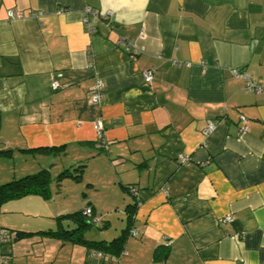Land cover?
<instances>
[{"label": "crops", "instance_id": "1", "mask_svg": "<svg viewBox=\"0 0 264 264\" xmlns=\"http://www.w3.org/2000/svg\"><path fill=\"white\" fill-rule=\"evenodd\" d=\"M87 8L101 15L92 35ZM232 70L263 91L246 92ZM0 150H12L0 184L73 173L56 184L60 205L29 195L0 208L11 232L0 264H113L38 234L72 230L62 218L86 207L103 223L89 241L132 226L119 264H264V0H0Z\"/></svg>", "mask_w": 264, "mask_h": 264}, {"label": "trees", "instance_id": "2", "mask_svg": "<svg viewBox=\"0 0 264 264\" xmlns=\"http://www.w3.org/2000/svg\"><path fill=\"white\" fill-rule=\"evenodd\" d=\"M47 153H53L54 151L60 152L61 150H43ZM12 150H0V158L2 157H11ZM79 174L83 171V166H79L76 169ZM72 172L70 170H66L57 176L55 179L56 182H61L64 178L69 177ZM76 178H80L77 176ZM54 182V178L48 170H41L34 174H28L21 178L13 179L8 182H4L0 184V208L10 201L18 200L22 197H26L29 195H39L44 199H50L52 196L51 184ZM88 208V207H86ZM81 212L70 214L64 216L62 219H67L72 221L74 227L72 230H67L64 228H59L56 231H46L38 234L49 235L53 238L59 239L61 241L67 240L73 243H82L95 250L101 252L105 256L114 257V258H122L124 252V244L128 236V232L130 233L131 228H128L122 232V235L119 238L112 240L111 242H96L89 241L84 236V231L93 226L92 220L94 219L92 215L90 217H86ZM127 212L130 217L134 214V208L127 207ZM6 229V228H4ZM130 229V230H129ZM8 230V229H6ZM10 232V230H8ZM11 234V232H10ZM32 233L25 232H17V238H25L28 236H32Z\"/></svg>", "mask_w": 264, "mask_h": 264}, {"label": "built area", "instance_id": "3", "mask_svg": "<svg viewBox=\"0 0 264 264\" xmlns=\"http://www.w3.org/2000/svg\"><path fill=\"white\" fill-rule=\"evenodd\" d=\"M85 13H86V17L83 20V24L86 26L88 33L90 35H92L94 33V23L100 18L101 15L98 14L96 11L91 10L90 8H87ZM8 14H9L10 18H12V19L23 17L22 14L17 13L15 11H9ZM43 15H44V13H42V12L41 13L31 12L29 14V17L30 18H38L39 16H43ZM119 44L124 45L125 50L133 58L134 51H132V44H131L130 40H128L127 38H121L119 40ZM88 54H90V49H88ZM175 65L181 66L182 64L180 62H175ZM232 75L235 78H241L244 80L245 85H246L245 86L246 92H248V93H250V92L261 93L263 91V88L261 86H259L253 80V78L250 75H248L246 72H238L237 70H232ZM143 76H144L146 83L151 84L153 79H154V76H155V71L153 69L148 70V71L144 72ZM52 87L56 88V84H53ZM103 89H104V83L101 80H98L97 83L95 84V86L93 87L92 91H91V103H92V105L101 106V104L104 100ZM214 128H215V125L210 123L206 133L212 132L214 130ZM94 129L101 139L100 143L96 144V148L101 149V150H105L107 147V143L103 140V133L104 132H103V124H102L101 118H97V120L94 122ZM179 159L182 163H188L189 162V158H187L185 156H180ZM128 192L130 195L137 194V191L134 188H129ZM83 215L86 217H90L92 215V209L90 207L85 208ZM226 219L231 220L230 216H227L225 218V220ZM98 222L99 221H97L96 219L92 220L93 225L98 224ZM10 242H11L10 232L8 230L0 227V248L7 246ZM7 260H8V257L6 255H3L2 261L7 262ZM111 260H112L113 264H119L120 263V258H114V257L112 258L111 257Z\"/></svg>", "mask_w": 264, "mask_h": 264}, {"label": "rangeland", "instance_id": "4", "mask_svg": "<svg viewBox=\"0 0 264 264\" xmlns=\"http://www.w3.org/2000/svg\"><path fill=\"white\" fill-rule=\"evenodd\" d=\"M61 173V171H59V172H52V177L54 178V182H52V184H51V190H52V196H51V198L50 199H48V200H45V201H49V202H51L50 204L52 205H54V204H58V205H60V203H61V200L60 199H58V195H57V188H56V184H57V182L55 181V179L57 178V176H59V174ZM2 176H4V175H2ZM77 180H79V179H77ZM73 189H75L76 190V188H74L73 187ZM17 216H19V217H16V218H21V219H29V220H35V221H40V219L41 220H43V221H50V219L49 218H43V217H40V218H35V217H33V216H27V217H25L24 216V214H19V215H17ZM103 228V223H101V222H98V224H96V225H93L92 227H90V228H88V229H86L83 233H84V236H86V235H88V234H90V233H93V232H98L99 230H101ZM13 234H14V232H13Z\"/></svg>", "mask_w": 264, "mask_h": 264}]
</instances>
